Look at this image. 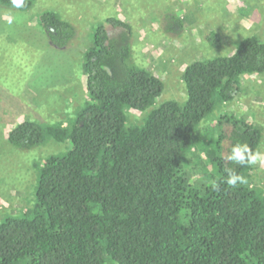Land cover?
<instances>
[{
  "label": "trees",
  "instance_id": "trees-1",
  "mask_svg": "<svg viewBox=\"0 0 264 264\" xmlns=\"http://www.w3.org/2000/svg\"><path fill=\"white\" fill-rule=\"evenodd\" d=\"M0 7L26 12L32 1L17 8L0 0ZM40 24L56 48L77 36L52 11L40 16ZM105 24H97L85 57L88 98L81 111L66 126L25 121L9 134L22 150L47 139L71 146L41 168L35 215L0 223V264H264V193L252 186L254 165L226 159L237 143L259 152L262 134L227 116L217 124L233 120L230 135L217 132L218 125L201 132L218 106L235 100L242 76L264 74V40L249 37L230 57L188 65L186 103H163L143 124L128 126L127 112L155 106L164 84L133 61L132 27L115 18ZM212 136L221 156L213 158L212 172L195 177L191 156ZM201 152L208 157V149ZM226 168L247 182L229 187Z\"/></svg>",
  "mask_w": 264,
  "mask_h": 264
},
{
  "label": "rangeland",
  "instance_id": "rangeland-1",
  "mask_svg": "<svg viewBox=\"0 0 264 264\" xmlns=\"http://www.w3.org/2000/svg\"><path fill=\"white\" fill-rule=\"evenodd\" d=\"M31 1L26 12L0 7V223L8 217L35 215L41 168L48 158L65 155L71 146L68 141L47 139L40 147L22 150L9 142V134L25 121L46 126L62 121L66 126L81 111L88 98L85 57L97 24L107 29L105 23L110 18L129 24L133 61L164 84L155 106L145 112H127L128 126L143 124L163 103H186L183 74L188 65L230 57L249 37L264 40V0ZM48 11L76 28L77 36L70 46L60 49L50 43L40 24V16ZM109 32L118 35L120 30L109 27ZM240 84L235 100L218 106L203 122L201 132L217 129L220 133L223 128L227 136L233 120L251 123L262 134L259 153L264 154V74L244 75ZM222 116L234 119L230 125H218ZM210 140L197 145L191 156L195 177H204L205 169L212 172L213 158L221 156L216 139L212 136ZM227 146L225 139L224 158ZM205 148L208 157L201 152ZM251 183L264 193V163L254 165Z\"/></svg>",
  "mask_w": 264,
  "mask_h": 264
},
{
  "label": "clouds",
  "instance_id": "clouds-1",
  "mask_svg": "<svg viewBox=\"0 0 264 264\" xmlns=\"http://www.w3.org/2000/svg\"><path fill=\"white\" fill-rule=\"evenodd\" d=\"M24 0H12V3L15 7H22ZM226 159L236 165L241 167L256 165L258 162L264 163V154L259 152H254L249 145L237 143L231 148L230 154ZM227 175L225 183L229 187H236L237 185L245 184L247 181L245 177L237 174L235 169L226 168ZM211 187L213 190L219 189V183L217 181L211 182Z\"/></svg>",
  "mask_w": 264,
  "mask_h": 264
}]
</instances>
